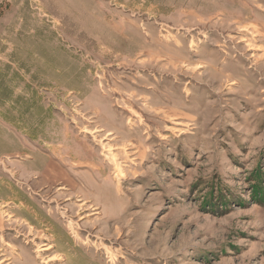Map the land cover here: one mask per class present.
<instances>
[{
	"label": "rangeland",
	"instance_id": "obj_1",
	"mask_svg": "<svg viewBox=\"0 0 264 264\" xmlns=\"http://www.w3.org/2000/svg\"><path fill=\"white\" fill-rule=\"evenodd\" d=\"M0 255L264 264V0H0Z\"/></svg>",
	"mask_w": 264,
	"mask_h": 264
},
{
	"label": "bare ground",
	"instance_id": "obj_2",
	"mask_svg": "<svg viewBox=\"0 0 264 264\" xmlns=\"http://www.w3.org/2000/svg\"><path fill=\"white\" fill-rule=\"evenodd\" d=\"M117 168V167H116ZM117 170H119V168L117 169ZM118 172H120V171H118ZM119 174V173H118ZM7 215V214H6ZM45 247L44 248H42V251H46V250H48V249H51L52 248V246L51 245H44ZM0 256H3V255H0ZM49 260H52V258L51 259H49Z\"/></svg>",
	"mask_w": 264,
	"mask_h": 264
}]
</instances>
